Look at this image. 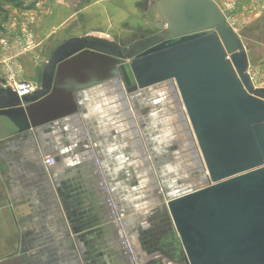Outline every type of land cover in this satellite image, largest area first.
Wrapping results in <instances>:
<instances>
[{
  "label": "crops",
  "instance_id": "crops-1",
  "mask_svg": "<svg viewBox=\"0 0 264 264\" xmlns=\"http://www.w3.org/2000/svg\"><path fill=\"white\" fill-rule=\"evenodd\" d=\"M33 1L32 12L9 11L17 18L7 26L18 32L27 28L40 43L32 56L20 60L19 78L9 83L5 76L12 88L23 82L39 87L47 62L42 57L54 50L46 46L60 42L61 29L87 25L94 30L104 19L96 0ZM214 1L236 4L239 28L234 32L246 48L249 74L252 68L264 72V16L254 15L251 0ZM27 13L34 22L25 27ZM88 33L107 36L90 30L70 37ZM13 48L6 42L0 54ZM256 86H264V81ZM88 99L83 113L49 134H15L14 126L0 117V264H75L74 253L66 250L75 245L71 225L95 232L87 244L100 247L97 264H132L115 213L138 264H183L182 251L178 248L174 255L171 249L158 202L164 193L182 198L198 188L195 183L201 178V157L180 99L169 88L126 97L116 85L99 88ZM49 158L58 161L50 166ZM178 240L182 246L180 235ZM77 261L85 264L80 257Z\"/></svg>",
  "mask_w": 264,
  "mask_h": 264
},
{
  "label": "water",
  "instance_id": "water-1",
  "mask_svg": "<svg viewBox=\"0 0 264 264\" xmlns=\"http://www.w3.org/2000/svg\"><path fill=\"white\" fill-rule=\"evenodd\" d=\"M153 9L162 29L129 45L94 33L64 40L30 94L0 78V117L32 137L75 120L104 86L126 97L173 89L202 161L198 188L159 199L174 255L264 264V86H254L246 48L214 0H155ZM71 235L75 261L97 264L100 247L87 244L95 232L71 225Z\"/></svg>",
  "mask_w": 264,
  "mask_h": 264
},
{
  "label": "rangeland",
  "instance_id": "rangeland-1",
  "mask_svg": "<svg viewBox=\"0 0 264 264\" xmlns=\"http://www.w3.org/2000/svg\"><path fill=\"white\" fill-rule=\"evenodd\" d=\"M96 1L101 4L104 10L103 22L101 24L99 23L101 27L92 30L93 27H87V25H85L83 29L76 27L74 29V27L71 28V26H65V28L61 29L62 31L59 32L61 34L64 33V36L61 38L60 42H55V45L53 47L48 46L47 43H45V45H47V48L50 47V52L58 47L64 40H66L67 37H70V35L84 34L87 31L90 32V30L92 32L98 31L100 33H104L105 35H108L109 39L116 41L122 46H126L140 38H145L156 34L162 29V27L158 23V18L156 17L153 9V2L155 0H146L147 3H144L145 0ZM251 1L255 4L254 15L264 16V0ZM17 2H19V5H7L0 3V47H5L6 42H10L14 46L12 50L7 49V53L2 51V53L0 54V66L1 64L4 65V68H1V72L3 73L1 74L3 77L0 76V78L6 81L7 78L5 76L9 75V83L10 80L14 79V77L19 78V75L21 74L22 64L20 60L22 58L32 56V53L40 46V43L36 42L33 34L29 30H27V28L22 29L18 32L16 29L7 26L9 21H12V18H17L9 16L11 14V11H15L19 14H25V12H32L35 10V2L33 0H17ZM119 2L120 4H118ZM217 5L224 13L227 22L231 25V27H233L234 31H236V29L239 28L233 13V9L235 8L236 4L227 1L217 3ZM25 16L27 17L24 19L23 23L24 26L27 27L34 21L32 19L33 16L31 15V13H27V15ZM97 18L101 20L102 16H97ZM79 22L81 23V19L79 20ZM19 40H28V42L32 44V47L30 48V50H28V52L22 53L19 51V48L17 46V42ZM49 56L50 54H45L44 57H42V61H48ZM251 75L256 84L264 81V72H257L254 68H252Z\"/></svg>",
  "mask_w": 264,
  "mask_h": 264
},
{
  "label": "built area",
  "instance_id": "built-area-1",
  "mask_svg": "<svg viewBox=\"0 0 264 264\" xmlns=\"http://www.w3.org/2000/svg\"><path fill=\"white\" fill-rule=\"evenodd\" d=\"M17 46H18L20 52L26 53V52H28V50H30V48L32 47V44L30 42H28V40L27 41L19 40L17 42ZM16 86H14V88H12V87H10V88H12L14 91H16L19 96H24V95L30 94L37 89V87L35 85H33L32 83H28V82L16 84ZM46 163L48 165L52 166L54 164V160L52 158H49L46 161ZM113 210H115L114 207H113ZM115 218H116L117 224L120 228L121 240H122V245L124 247L125 253L129 257L132 264H138L137 259H136L135 254H134V250L130 246L126 231L123 229L122 224L119 220V216L116 213H115Z\"/></svg>",
  "mask_w": 264,
  "mask_h": 264
},
{
  "label": "bare ground",
  "instance_id": "bare-ground-1",
  "mask_svg": "<svg viewBox=\"0 0 264 264\" xmlns=\"http://www.w3.org/2000/svg\"><path fill=\"white\" fill-rule=\"evenodd\" d=\"M233 28V27H232ZM250 75V74H249ZM250 77H251V80H252V82H253V84H254V86L255 87H257L256 86V84H255V82H254V80H253V77L250 75ZM120 87V86H119ZM120 91V90H119ZM121 92V91H120ZM120 95H121V93H119ZM172 98H173V96H172ZM122 99V98H121ZM128 99V98H127ZM124 100V99H123ZM132 100V99H131ZM126 103H127V101H126ZM181 104V103H180ZM127 105V104H126ZM179 105V104H178ZM183 106V105H182ZM128 111V110H127ZM130 111V110H129ZM183 112H185V111H183ZM187 118V117H186ZM188 119V118H187ZM186 122H187V120H186ZM137 124V123H136ZM189 125V124H188ZM138 126H136V128H137ZM190 129V128H189ZM140 132V131H139ZM192 133V132H191ZM190 133V134H191ZM193 137V136H192ZM143 143H145V142H143ZM195 144V143H194ZM143 145V144H142ZM145 145V144H144ZM139 146H141V144L139 145ZM142 147V146H141ZM139 149V148H138ZM143 149H145V148H143ZM196 149V148H195ZM143 153V152H142ZM199 153V152H198ZM146 155V154H145ZM197 156H200V155H197ZM149 157V156H148ZM151 159V158H150ZM149 162H151V160L149 161ZM150 164V163H149ZM153 168V167H152ZM200 168V167H199ZM200 172V171H199ZM151 174V173H150ZM156 176V175H155ZM156 179H157V177H156ZM155 184V183H154ZM159 185V184H158ZM154 187H156V186H154ZM160 187V186H159ZM162 190V189H161ZM163 197V196H162ZM158 202H160V201H158ZM158 206V205H157ZM73 237V236H72ZM122 241V240H121ZM125 251V250H124ZM127 256V255H126ZM129 258V257H128ZM75 264H77V262H75Z\"/></svg>",
  "mask_w": 264,
  "mask_h": 264
},
{
  "label": "trees",
  "instance_id": "trees-1",
  "mask_svg": "<svg viewBox=\"0 0 264 264\" xmlns=\"http://www.w3.org/2000/svg\"><path fill=\"white\" fill-rule=\"evenodd\" d=\"M0 3L7 5H19V2H17V0H0Z\"/></svg>",
  "mask_w": 264,
  "mask_h": 264
}]
</instances>
